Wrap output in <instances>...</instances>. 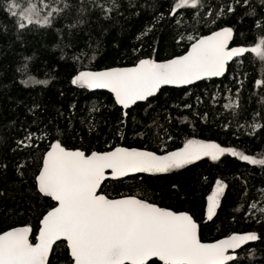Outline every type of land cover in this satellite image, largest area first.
I'll list each match as a JSON object with an SVG mask.
<instances>
[{
  "label": "trees",
  "instance_id": "obj_1",
  "mask_svg": "<svg viewBox=\"0 0 264 264\" xmlns=\"http://www.w3.org/2000/svg\"><path fill=\"white\" fill-rule=\"evenodd\" d=\"M176 2L17 0V10L34 4L51 17L48 25L19 29L9 0H0V233L30 227L34 242L38 221L53 206L34 178L56 141L85 154L123 147L163 155L199 140L264 159V83L256 84L264 82V60L254 52L233 59L218 79L162 87L124 111L104 92L72 87L81 71L166 60L220 28L233 30L231 46L250 49L264 38V0H198L173 14ZM217 181L225 189L208 219L207 196ZM98 193L184 212L201 242L255 233L259 238L228 264H264V165L226 153L167 173L108 178ZM48 264H70L63 242L53 245Z\"/></svg>",
  "mask_w": 264,
  "mask_h": 264
},
{
  "label": "snow or ice",
  "instance_id": "obj_2",
  "mask_svg": "<svg viewBox=\"0 0 264 264\" xmlns=\"http://www.w3.org/2000/svg\"><path fill=\"white\" fill-rule=\"evenodd\" d=\"M197 2L177 0L173 14L179 8L196 7ZM243 2L246 4L247 0ZM9 9L17 18L19 29L34 23H50L51 17H41L34 4L17 10V0H9ZM232 34L231 28H224L195 39L185 55L167 62L142 59L132 68L80 72L72 83L107 89L114 94L117 104L128 109L154 96L163 85H189L223 76L229 61L245 52H254L264 60V38L250 49H229ZM187 39L191 41L193 37ZM29 82L47 83L24 81ZM262 83L256 81L257 86ZM226 153L250 164L264 165V159L198 140H188L183 148L166 155L123 147L86 155L83 151L66 150L56 141L44 156L36 180L39 192L51 197L58 206L43 216L35 243L29 240L30 227L0 234V264H48L50 251L60 240L66 241L73 264H148L153 257L163 264H228L236 259L227 254L228 250L257 240V234H235L217 243H202L197 224L186 213L166 210L135 197L109 199L98 194L106 170L111 171L112 178L132 173H167L204 157L216 161ZM224 189L225 185L217 181L215 191L208 197V219L212 218Z\"/></svg>",
  "mask_w": 264,
  "mask_h": 264
},
{
  "label": "water",
  "instance_id": "obj_3",
  "mask_svg": "<svg viewBox=\"0 0 264 264\" xmlns=\"http://www.w3.org/2000/svg\"><path fill=\"white\" fill-rule=\"evenodd\" d=\"M222 29H224V28H220V29H218V30H215V31H213V32H211V33H209V34H206V35H204V36H201V37H206V36L212 35L214 32L221 31ZM201 37H198V38H201ZM198 38H196V39H198ZM230 41H231V39L229 40V43H228V47H229V49H231V48H237L236 46H231V45H230ZM194 42H195V40H193V41L189 44V46L187 47V49H186V51H185L184 53H182V54H180V55H178V56H175V57H172V58L166 59V60L158 61V62H161V63H162V62H167V61H169V60H171V59H174V58H177V57H180V56L185 55V54L187 53V51L190 50V46H191V44L194 43ZM235 58H237V57H234L233 59H235ZM233 59H232V60H233ZM232 60H231V61H232ZM231 61H229V62H231ZM138 63H139V61H138L136 64H134L133 66H128V67H112V68H107V69H102V70H96V71L84 70V71H81V72H101V71H108V70H112V69H125V68H132V67H135ZM79 73H80V72H79ZM79 73L75 74V75L71 78V85H72L73 88H75V89H80V90H84V91H86V92H104V93L108 94V95L111 97L112 101L114 102V104H115L117 107L121 108V110H123V111L126 110V109L123 108L121 105H119V104L116 103L114 94L111 93V92H110L109 90H107V89H90V88H87V87H82V86H80V85H74V84L72 83V80H73L77 75H79ZM220 77H221V76H220ZM220 77L205 78V79H202V80L218 79V78H220ZM202 80H199V81H196V82H200V81H202ZM196 82H194V83H196ZM194 83H192V84H194ZM189 85H190V84H189ZM165 86H166V87H170V88H181V87H186L187 85H179V86H177V85H163V86H161V88H162V87H165ZM152 97H153V96H152ZM149 98H151V97H149ZM141 102H143V101H138L137 103H141ZM132 106H133V105H132ZM115 148H116V147H113V148H111V149H109V150L101 151V152H98V153L109 152V151L114 150ZM49 150H50V147H49V148L43 153V156H42V158H41V162H40V167H39L38 172H37V174H36V176H35V178H34V184H35V188H36V191L38 192V194H39L40 196H42V197L48 198V199L53 203V206H52L49 210H47V211L42 215V217L40 218V220L38 221V228H37V230H36V233H35V236H34V242H33V243L36 242V236H37L38 233H39V229H40V227H41V221H42V219H43V216L46 215L48 211H50V210H52L54 207L58 206L57 202H56L55 200H53L51 197L45 196L44 194H42V193L39 192V190H38V182H37V180H36V177L38 176L39 171L42 169V166H43V158H44V156L46 155V153H47ZM70 151H75V150H70ZM91 153H92V152H90V153H88V154H86V155H90ZM163 155H166V154H163ZM105 175H106V179H108V178H112V177H111V171H110V170H106ZM106 179H105V180H106ZM112 179H113V178H112ZM98 194H100V193H98ZM127 197H132V196H122V197L109 198V199H121V198H127ZM163 209H164V208H163ZM166 210H167V209H166ZM176 213H184V212H176ZM16 228H22V226H18V227H13V228L7 229V230L1 232L0 234L4 233V232H6V231H10V230L16 229ZM234 235H235V234H234ZM230 236H232V235H229V236L223 237V238H221V239H219V240H217V241H215V242H211V243H217V242H219L220 240H224V239L229 238ZM57 242H63L64 247H65L66 252H67V256H68V258L70 259V264H73V262H72V260H71V257H70V251H69V249L67 248V243H66V241H64V240H60V241H57ZM57 242H55V243H57ZM55 243H54V244H55ZM202 243H206V242H202ZM211 243H206V244H211ZM243 245H245V244H243ZM243 245H242V246H243ZM242 246H241V247H242ZM241 247L235 249L234 251H233L232 249H229L227 254L234 255V253L237 252ZM150 260H155V261L160 262V263L163 264L162 261H159L158 258H155V257L151 258ZM229 262H230V261H229ZM229 262H228V263H229Z\"/></svg>",
  "mask_w": 264,
  "mask_h": 264
},
{
  "label": "rangeland",
  "instance_id": "obj_4",
  "mask_svg": "<svg viewBox=\"0 0 264 264\" xmlns=\"http://www.w3.org/2000/svg\"><path fill=\"white\" fill-rule=\"evenodd\" d=\"M198 141H199V140H198ZM186 142H187V141H186ZM186 142H185V143H186ZM202 142H204V141H202ZM185 143H183V145L180 147V149L183 148V146H184ZM205 143H211V142H205ZM180 149H178V150H180ZM178 150H177V151H178ZM207 158L210 159V160H212L210 157H207ZM132 174H133V173H132ZM215 187H216V182L214 183L211 192H210L209 195L207 196V203H208V197L211 196L212 193L215 191Z\"/></svg>",
  "mask_w": 264,
  "mask_h": 264
}]
</instances>
